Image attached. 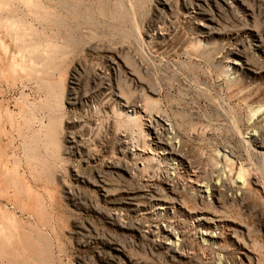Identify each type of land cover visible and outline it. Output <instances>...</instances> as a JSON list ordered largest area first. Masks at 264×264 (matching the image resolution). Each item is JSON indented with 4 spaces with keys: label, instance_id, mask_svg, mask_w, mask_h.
Here are the masks:
<instances>
[{
    "label": "rangeland",
    "instance_id": "1",
    "mask_svg": "<svg viewBox=\"0 0 264 264\" xmlns=\"http://www.w3.org/2000/svg\"><path fill=\"white\" fill-rule=\"evenodd\" d=\"M263 104L261 1L0 0V264H264Z\"/></svg>",
    "mask_w": 264,
    "mask_h": 264
},
{
    "label": "bare ground",
    "instance_id": "2",
    "mask_svg": "<svg viewBox=\"0 0 264 264\" xmlns=\"http://www.w3.org/2000/svg\"><path fill=\"white\" fill-rule=\"evenodd\" d=\"M255 1H261L262 5L264 7V0H255ZM228 64H229L228 66H231L232 69H238L241 67V65L239 63H237L233 60H229ZM142 110L140 108H138V113L143 114L145 117L144 111H142ZM255 112L256 113L260 112V114H258L260 118L264 117V104L258 106L257 109L255 110ZM140 117H141V115H140ZM144 117L142 116L141 118L144 119ZM158 120H160V119H158ZM160 121H162V120H160ZM161 125H162L161 130H163V133L166 135L165 136V138H166L165 144L163 142L159 143L158 141H156L157 136H156L155 131L150 126H146L148 128L149 132L150 133L152 132V134H153L152 136H149L150 137L149 138L150 144H148V145L147 144H141L140 148H138V145H137V148H135V150H136L135 153L139 152V154H138L139 156H143L144 158H147L150 155H153V154H151V150H150L152 148L153 151H155V152L158 151L159 155L162 158H165V155L167 153L166 150L167 149L173 150V144H172L173 136L170 135V132H168V128L164 127V126H166L165 123H163ZM250 136L253 137V134H251ZM148 146H149V149H148ZM179 161L184 163V161L180 158H179ZM166 178L169 181L171 180V176L166 175ZM145 182L148 183L147 178L144 181V183ZM188 183H189V186L191 188L195 189V191L198 194V197H202L205 193H207L208 190H210V192L212 194H214L219 190L220 186H222V185L227 186L228 188H231V190L233 192L234 191H242L243 192L244 188H245V182L243 180H241L239 175L235 176V177H230L227 180H220L219 178H217L215 181L210 182V184H204L202 182H199L196 179L195 180L189 179ZM164 184H165L166 188H170L169 184H167L166 182H164ZM154 201H155L154 205H155L156 210L167 212L172 207V205L170 203H168L167 201H164L162 199L157 198ZM191 215H193V217H194L195 221L198 223V225H206L207 227L209 226L210 222H208V221L210 220V217H208L209 215L206 212H194V213H191ZM162 232L165 235V238L163 239V241H161V243L164 244L171 251L175 252L177 250L176 245H178V240H174L172 238L171 234L169 233V230L162 229ZM203 234H204V236L208 235L205 232L200 233L201 236ZM209 237L213 240H218V237L215 236L214 234L209 233Z\"/></svg>",
    "mask_w": 264,
    "mask_h": 264
}]
</instances>
